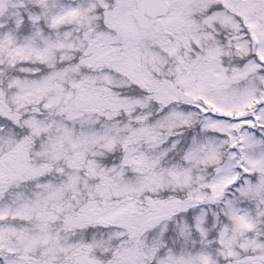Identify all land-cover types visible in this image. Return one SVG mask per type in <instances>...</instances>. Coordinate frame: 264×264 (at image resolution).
<instances>
[{
    "label": "snow or ice",
    "instance_id": "6c2138e0",
    "mask_svg": "<svg viewBox=\"0 0 264 264\" xmlns=\"http://www.w3.org/2000/svg\"><path fill=\"white\" fill-rule=\"evenodd\" d=\"M0 264H264V0H0Z\"/></svg>",
    "mask_w": 264,
    "mask_h": 264
}]
</instances>
